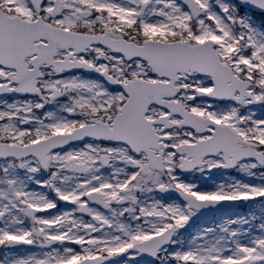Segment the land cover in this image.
<instances>
[{
  "label": "snow or ice",
  "instance_id": "obj_1",
  "mask_svg": "<svg viewBox=\"0 0 264 264\" xmlns=\"http://www.w3.org/2000/svg\"><path fill=\"white\" fill-rule=\"evenodd\" d=\"M0 264H264V0H0Z\"/></svg>",
  "mask_w": 264,
  "mask_h": 264
}]
</instances>
